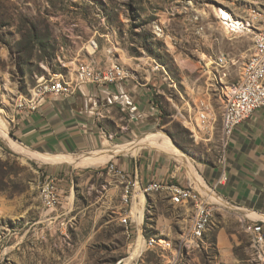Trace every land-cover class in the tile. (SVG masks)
<instances>
[{"label":"rangeland","instance_id":"1","mask_svg":"<svg viewBox=\"0 0 264 264\" xmlns=\"http://www.w3.org/2000/svg\"><path fill=\"white\" fill-rule=\"evenodd\" d=\"M219 9L248 21L264 10V0H0V118L7 134L16 140L18 105L34 96L42 80L63 77L75 85L80 66L113 63L148 81L158 124L137 132L127 120L124 131L102 125L114 134L112 140L81 154L160 132L193 168L218 164L226 94L220 86L239 80L252 45L250 34L223 29ZM222 55L228 65L217 66ZM200 102L215 120L205 128ZM117 158L140 162L148 173L156 168L153 158H159L190 179L188 166L169 153L143 148L109 161ZM106 163H43L13 151L0 137V264H124L138 240L120 222L121 185ZM47 176L56 178L61 190L62 205L54 210L46 209L40 196ZM142 197L141 219L148 224L158 215L185 224L193 218L192 210L169 205L160 193ZM213 204L209 228L197 243L185 246L187 233L167 249L164 238L144 237L155 240L153 249L163 250L143 245L129 264H262L250 250L245 219L231 206Z\"/></svg>","mask_w":264,"mask_h":264},{"label":"crops","instance_id":"2","mask_svg":"<svg viewBox=\"0 0 264 264\" xmlns=\"http://www.w3.org/2000/svg\"><path fill=\"white\" fill-rule=\"evenodd\" d=\"M123 89L129 93L137 107L135 115L130 116L117 103L106 101L107 91L111 95L117 92L110 88L102 90L84 84L65 95H45L38 101L37 109L33 112L18 111L13 134L17 142L34 152L48 156H73L93 151L104 141L112 140L114 134L107 129L105 132L103 126L112 128L115 124L123 130V122L127 120L137 132L158 124L159 111L154 105L153 90L148 81L142 82L132 75ZM224 152L225 155L218 160V164L200 163L194 167L202 186L214 188L217 195L227 202L225 204L238 211L244 219H260L264 216V107L256 109L235 128ZM114 163L126 177L138 182L139 186L163 181L181 187L197 188L190 174L188 179L172 172L169 164L159 158H153L152 164L156 168L150 173L144 172L143 164L135 160L117 158ZM116 180L120 183V180ZM139 192L135 189L128 215L131 238L138 240L140 237L145 240L144 237H162L168 242L177 241L181 236L189 234L192 219L185 224L158 215L151 224L146 222L145 217L138 224L133 205H139ZM150 193L154 192L142 195ZM167 203L193 211L191 205L175 206L169 200Z\"/></svg>","mask_w":264,"mask_h":264},{"label":"built area","instance_id":"3","mask_svg":"<svg viewBox=\"0 0 264 264\" xmlns=\"http://www.w3.org/2000/svg\"><path fill=\"white\" fill-rule=\"evenodd\" d=\"M229 15L228 23L231 25ZM235 28H246L250 35H256L257 52L253 64L248 68V72L244 78L243 83L237 86L234 90V98H226V102L231 104L232 120L227 121V138L230 139L235 128L247 119L256 109L264 107V10L257 13L248 21H245L244 25H231V29ZM217 66L228 65L226 57L223 55L218 57L215 61ZM127 69L123 66H114L113 63L104 67L97 68L91 65L80 66L78 68V85H69V80L60 78H52L44 80L43 85L40 87V94H37V98H29L21 101L19 105V111L21 112H33L37 109L38 101L47 94H53L55 96L65 95L71 92L73 88L84 84H90L100 89H111L117 92L115 95H111L108 91L106 92L105 99L108 102L117 103L122 111L129 113L130 116L135 115L137 107L133 104L131 97L128 92L124 91L123 87L126 82L130 81L127 78ZM224 90V86H220ZM199 120L200 127H206L211 124L209 119V113H205V103H199ZM197 126L198 129H201ZM199 132V131H198ZM195 131H192L193 136ZM224 164L222 169H224ZM106 170L108 169H120L115 165L113 161H108L105 165ZM45 188L42 189V193H48L50 200L53 201V210L61 207L62 197L61 190L58 187L57 179L50 178L47 176L45 180ZM220 183V180L218 181ZM125 185H129V194L125 199L123 206L125 207L124 215L120 221H125L130 232L128 215L130 213V207L133 200L135 189H138L141 194L144 192V186L146 185H171L173 186V194L168 197V200H175V206L179 201V196H192V203H198L199 215L193 217V232L192 235L186 236L185 246L196 242L197 228L200 222V217L211 203L214 202L211 198L217 197L221 203H227L221 199L214 188L205 187V190H196L195 188L181 187L172 183L158 181L150 182L146 185L139 186L138 182L134 179L131 180L127 177ZM202 193V194H201ZM204 194V195H203ZM188 205V204H186ZM128 208V209H126ZM247 230H252L258 235V242L256 248L259 250V254H264V216L258 220L247 218ZM144 242V249L150 251L160 252V249H153L148 247L147 242ZM171 241H168L167 249L170 248ZM201 245V244H200ZM183 250V249H182Z\"/></svg>","mask_w":264,"mask_h":264},{"label":"bare ground","instance_id":"4","mask_svg":"<svg viewBox=\"0 0 264 264\" xmlns=\"http://www.w3.org/2000/svg\"><path fill=\"white\" fill-rule=\"evenodd\" d=\"M218 20L222 24L223 29L230 34V32L234 33H239L243 32L246 34L248 33V30L246 28H235L231 29V25H244L245 21H237L234 19V17H230L231 20V25L228 23V18L230 13L225 12L222 9H219V11L216 12ZM251 44H252V50L251 53L248 57V59L244 62L242 66V74L239 78V80L236 83H233L232 85H229L228 87H225L224 90L226 92L225 94V104L222 110L221 114V140H222V155L220 156L219 159H222L225 155V148L227 147V144L229 142L227 138V121L232 120V111H231V104L226 102V98H234V90L237 86H240L244 78L248 72V68L250 67L251 64H253V61L255 59V54L257 52V44H256V35H251ZM114 66H121L120 64H113ZM127 78L130 80L132 79L131 73L127 72ZM43 80L37 85V88L35 90L34 96L31 94V98H37V94H40V87L43 85ZM78 84V80L75 82V85ZM69 85H74L73 82L69 81ZM21 102L19 103V105ZM18 105V108H19ZM18 110V109H17ZM157 112V111H156ZM205 113H209V119L211 124L213 123L214 118L213 116H210V110L209 106L205 103ZM0 137L2 140L6 143V145L12 149L13 151L21 154V155H26L29 158L34 159L35 161L43 162V163H48V164H57V163H70L73 164L74 166L80 165V166H94V165H100L114 157L115 155L118 154H136L140 149L142 150L143 148H149L153 149L156 151H162L165 153H169L173 156H176L180 158V160L188 166V171L189 174L191 175V178L193 179V182L195 183L196 187L199 188L200 190H205L203 189L204 187L202 186L201 179L199 176L196 174L193 166L191 165L190 161L188 158L185 156L184 153H182L179 149H177L172 142L168 139V137L163 134V133H153L148 136H145L141 139L134 140L133 142H129L126 144L122 145H117L111 149H104L103 151H98V152H91L88 154H80V155H74L70 158H60L57 156H48L44 154H40L37 152H34L32 150L27 149L24 147L22 144L19 142L13 140L9 135L7 134L6 131V125L3 121L2 118H0ZM177 159V158H176ZM178 161V160H177ZM181 163V162H180ZM182 163V164H183ZM109 174H111L115 179L120 180V185H121V195H122V202L124 203L125 199L128 197L129 194V185H125V181H127V177L124 175V173L120 169H108L107 170ZM45 188V181L43 184H41L40 191ZM148 192H154V193H161L165 197H169L170 195L173 194V186L171 185H146L144 187V192L143 193H148ZM41 200L43 202V205L46 209L48 210H53V201L50 200V195L48 193H42L40 192ZM214 202H217L215 204H220V200L217 197L211 198ZM172 205H175V200H169ZM191 205L193 209V217H198L199 215V206L198 203H192V196H179V201L177 203V206H188ZM225 205V203H221L220 205ZM213 203L210 204L208 207V210L205 211V213L202 214L200 217V222L197 228V234H196V241L201 240L206 231L209 228V225L211 223V218H212V213H213ZM143 207H144V197H142L141 192H139V205H136L133 207L134 212H135V221L140 224L141 223V218H142V213H143ZM137 214V215H136ZM121 224L125 228V233L129 235L128 231V226L125 221H120ZM245 232L249 235L250 237V250L252 252V255L254 258H256L260 263L264 264V254H259L257 246L258 242V235L257 233L253 232L252 230H247V220H244V226H243ZM193 232V222L191 223L190 229H189V235H192ZM148 247L155 248L156 242L154 239L150 238L147 241ZM143 241L139 237L138 242L135 244L132 253L128 258L125 259L124 264H129L130 261L134 260L135 258L138 257L140 251L143 248ZM162 245H165L163 243ZM164 246H160V250H163Z\"/></svg>","mask_w":264,"mask_h":264},{"label":"water","instance_id":"5","mask_svg":"<svg viewBox=\"0 0 264 264\" xmlns=\"http://www.w3.org/2000/svg\"><path fill=\"white\" fill-rule=\"evenodd\" d=\"M14 140V139H13ZM16 141V140H15Z\"/></svg>","mask_w":264,"mask_h":264}]
</instances>
